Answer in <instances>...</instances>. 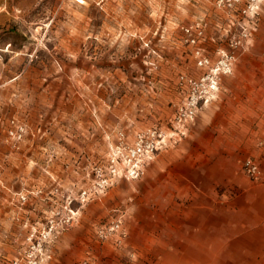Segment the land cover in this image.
<instances>
[{"label": "rangeland", "instance_id": "1", "mask_svg": "<svg viewBox=\"0 0 264 264\" xmlns=\"http://www.w3.org/2000/svg\"><path fill=\"white\" fill-rule=\"evenodd\" d=\"M260 42L264 0H0V154L18 158L0 161L12 212L0 264H133L147 238L162 254L174 211H194L195 193L220 205L263 185L264 84L253 96L238 85L251 68L259 79ZM8 94L14 100L3 102ZM12 119L27 127L19 149L6 140ZM66 131L68 183L53 176L54 151H34ZM153 131L167 147L142 178H114L110 161ZM23 145L33 148L29 161H19ZM249 158L259 181L243 171ZM51 217L58 232L48 236ZM119 218L121 229L102 236Z\"/></svg>", "mask_w": 264, "mask_h": 264}, {"label": "crops", "instance_id": "2", "mask_svg": "<svg viewBox=\"0 0 264 264\" xmlns=\"http://www.w3.org/2000/svg\"><path fill=\"white\" fill-rule=\"evenodd\" d=\"M260 43L263 44L258 46L256 52L262 56V61L255 64L260 71L259 79L251 68L244 72L245 78L238 82V85L250 96H253L252 87L256 83L264 84V42ZM259 96L264 99V95ZM17 97L21 101L27 98L25 95ZM13 98L8 94L2 97V101L10 103L14 100ZM39 98L42 101L44 96L40 95ZM45 98L54 101L61 97L50 95ZM68 134L66 131V137L63 138L62 133H56L45 145L34 148L37 153L41 152V156L46 150L54 151L51 166L53 176L56 180L65 178L67 183L74 171L72 153L74 142L69 140ZM1 140L3 136L0 135ZM4 149L7 148L4 147ZM32 149L23 145L19 161H29L28 153ZM8 153L0 154V161L18 159ZM35 161L43 160L36 158ZM200 179L199 175L193 176L195 183L201 182ZM9 198H11L10 194L0 191V234L4 230H10L11 227L9 218L12 212L10 206L6 205ZM203 206H209L210 209L203 210ZM194 207V211L192 208L189 211L180 209L174 211L175 228L172 227V232H166V249H163L162 254L152 253L156 241L154 238H147L143 243L145 245L143 251L146 253L137 255L133 264H264V184L254 187L242 199L228 200L220 205H216L214 200L210 203L204 202L203 198L195 193ZM190 214L191 221L187 228L184 219H187ZM71 234L67 236L70 237ZM73 238V236L70 237L71 240ZM224 247H228V250Z\"/></svg>", "mask_w": 264, "mask_h": 264}, {"label": "built area", "instance_id": "3", "mask_svg": "<svg viewBox=\"0 0 264 264\" xmlns=\"http://www.w3.org/2000/svg\"><path fill=\"white\" fill-rule=\"evenodd\" d=\"M230 71V69H228ZM198 100L192 99L189 103L190 106V117L193 118L195 115V109H197ZM182 119L180 118V121ZM27 134V127L25 124L12 119L9 121V126L7 129L6 140L7 143L11 145L14 149H19V144L24 140L25 135ZM180 134V133H179ZM177 134V135H179ZM184 134V133H182ZM161 134L157 132H150L149 134H140L137 138L135 146L128 149V151L122 153L123 161H119L117 158L110 161V170L112 176L118 178H125L127 180H139L145 173L146 163L153 159L154 154L163 148L165 145L167 147V135L166 142L165 138H161ZM149 138L150 141L147 144V147L143 146L145 138ZM164 143V144H163ZM261 145H264V136L261 140ZM243 171L254 181H259L263 177V171L260 164L257 161L252 159H246L243 163ZM22 200H26V196H22ZM74 211L69 209L68 214L63 222V228L69 226L74 219ZM123 221L122 218L115 219L109 225L105 226L100 230L102 236L106 235V232H117L121 229ZM47 227L49 231L47 232L48 236H51L53 231L58 232V227L54 217H51L48 220ZM42 246V245H41ZM43 249V247H41ZM42 258L30 257L27 264H41ZM19 264V263H15ZM86 264V263H85Z\"/></svg>", "mask_w": 264, "mask_h": 264}, {"label": "snow or ice", "instance_id": "4", "mask_svg": "<svg viewBox=\"0 0 264 264\" xmlns=\"http://www.w3.org/2000/svg\"><path fill=\"white\" fill-rule=\"evenodd\" d=\"M81 2L83 3V0H81Z\"/></svg>", "mask_w": 264, "mask_h": 264}, {"label": "bare ground", "instance_id": "5", "mask_svg": "<svg viewBox=\"0 0 264 264\" xmlns=\"http://www.w3.org/2000/svg\"><path fill=\"white\" fill-rule=\"evenodd\" d=\"M188 236V235H187ZM191 243V242H190ZM190 251V250H189ZM194 252V251H193Z\"/></svg>", "mask_w": 264, "mask_h": 264}]
</instances>
